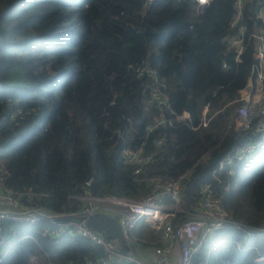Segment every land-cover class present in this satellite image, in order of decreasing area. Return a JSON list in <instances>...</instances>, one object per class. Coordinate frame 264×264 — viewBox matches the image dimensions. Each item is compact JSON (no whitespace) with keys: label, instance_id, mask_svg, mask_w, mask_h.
I'll return each mask as SVG.
<instances>
[{"label":"trees","instance_id":"1","mask_svg":"<svg viewBox=\"0 0 264 264\" xmlns=\"http://www.w3.org/2000/svg\"><path fill=\"white\" fill-rule=\"evenodd\" d=\"M258 5L245 2L249 30ZM234 15L235 0L201 12L196 0H0V190L22 208L73 215L86 193L137 201L154 180L188 173L175 224L197 213L206 183L232 219L192 264H264V141L232 174L214 173L259 139L232 122L255 61L252 41L239 61L229 45ZM154 86L165 99L152 100ZM129 151L151 159L130 163ZM0 226L11 245L3 264H28L32 254L44 264L107 257L45 220ZM86 226L121 253L150 249L125 239L113 214L94 213ZM132 234L141 237L140 225Z\"/></svg>","mask_w":264,"mask_h":264},{"label":"built area","instance_id":"2","mask_svg":"<svg viewBox=\"0 0 264 264\" xmlns=\"http://www.w3.org/2000/svg\"><path fill=\"white\" fill-rule=\"evenodd\" d=\"M196 2L199 7L208 5L211 0H196ZM245 2L248 0H235V15L231 22V28L235 30V33L230 37L229 45L235 50L236 60L239 61L247 47V42L252 41L255 49V61L252 75L241 91L242 104L234 111L232 122L236 128L253 129L259 134V139L256 142L241 145L234 154H230L219 163L215 174L222 172L226 166H230L229 173L232 174L233 166L255 153L264 141V0H256L259 5L251 30L244 22ZM141 71L148 75L153 73L145 68H141ZM151 97L154 101L165 99L157 86L152 89ZM206 112L205 109L203 114L206 115ZM206 124L205 120L203 125ZM150 159L151 157L148 155H141L140 151L127 152V161L130 163L143 165ZM187 175L188 173H185L176 180L166 183L159 179L154 180L152 193L137 201L112 196L94 197L86 193L80 198L85 207L73 215L22 208L10 191L0 190V222L11 220L36 223L45 220L60 227L72 228L81 236L101 245L107 254L106 258L88 264H112L119 261L136 264H192L194 255L203 248L206 241L217 230L231 224L232 219L223 207L221 199L215 196L211 184L206 183L200 190L201 207L197 213L192 218L175 224L177 216L183 213L180 202L183 195L182 184ZM97 212L110 213L119 218L124 238L128 241L135 240L148 244L155 262H146L143 258L136 257L132 253H121L113 242L105 241L98 234L92 232L86 226V222L91 215ZM139 223L142 231L147 229V232L157 235V237L148 241L145 238L134 237L132 231ZM3 242L0 226V264H3L11 246L8 245L4 248ZM178 254L180 255L179 260H177ZM207 257L209 258V255ZM28 264L44 263L41 257L32 254L28 258Z\"/></svg>","mask_w":264,"mask_h":264},{"label":"rangeland","instance_id":"3","mask_svg":"<svg viewBox=\"0 0 264 264\" xmlns=\"http://www.w3.org/2000/svg\"><path fill=\"white\" fill-rule=\"evenodd\" d=\"M151 96V95H150ZM187 116L186 115H184L183 116V118H186ZM139 225H140V223L139 224H137V226L134 228V230H133V233H137L138 232V230H139ZM136 237V236H135ZM138 237V236H137ZM157 237V235H152V234H150L149 232H147V229H145L144 231H142L141 230V237L139 236V238H145V240L146 241H148V240H153V239H155ZM146 244V243H145ZM146 245H148V244H146ZM135 256V255H134ZM141 258V257H140Z\"/></svg>","mask_w":264,"mask_h":264},{"label":"crops","instance_id":"4","mask_svg":"<svg viewBox=\"0 0 264 264\" xmlns=\"http://www.w3.org/2000/svg\"><path fill=\"white\" fill-rule=\"evenodd\" d=\"M139 252L141 255L140 257L143 258L146 262L153 261V256H151V250L149 248L143 249V247H141ZM179 259H180V257H179V255H177V260H179Z\"/></svg>","mask_w":264,"mask_h":264},{"label":"water","instance_id":"5","mask_svg":"<svg viewBox=\"0 0 264 264\" xmlns=\"http://www.w3.org/2000/svg\"><path fill=\"white\" fill-rule=\"evenodd\" d=\"M204 8H205V6H199V7H198V10L201 12V11L204 10ZM153 262H155V258H153Z\"/></svg>","mask_w":264,"mask_h":264}]
</instances>
